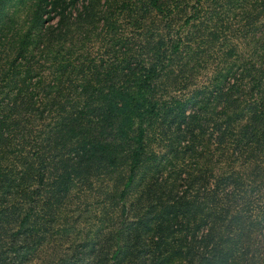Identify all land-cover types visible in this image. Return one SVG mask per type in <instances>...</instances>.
Wrapping results in <instances>:
<instances>
[{"label": "trees", "instance_id": "obj_1", "mask_svg": "<svg viewBox=\"0 0 264 264\" xmlns=\"http://www.w3.org/2000/svg\"><path fill=\"white\" fill-rule=\"evenodd\" d=\"M33 259L264 264V0H0V264Z\"/></svg>", "mask_w": 264, "mask_h": 264}, {"label": "rangeland", "instance_id": "obj_2", "mask_svg": "<svg viewBox=\"0 0 264 264\" xmlns=\"http://www.w3.org/2000/svg\"><path fill=\"white\" fill-rule=\"evenodd\" d=\"M51 250L52 249H45V254H46V252L48 251L49 252V254L47 255V256H50V254H51ZM44 254V255H45ZM31 264H42L41 262H40V260L39 259H33V261L31 262Z\"/></svg>", "mask_w": 264, "mask_h": 264}]
</instances>
